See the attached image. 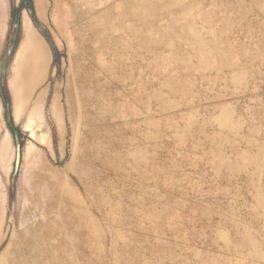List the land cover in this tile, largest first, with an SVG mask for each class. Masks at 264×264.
<instances>
[{
  "label": "rangeland",
  "instance_id": "374dc122",
  "mask_svg": "<svg viewBox=\"0 0 264 264\" xmlns=\"http://www.w3.org/2000/svg\"><path fill=\"white\" fill-rule=\"evenodd\" d=\"M34 4L66 57L7 69L0 264H264V0Z\"/></svg>",
  "mask_w": 264,
  "mask_h": 264
},
{
  "label": "trees",
  "instance_id": "16d2710c",
  "mask_svg": "<svg viewBox=\"0 0 264 264\" xmlns=\"http://www.w3.org/2000/svg\"><path fill=\"white\" fill-rule=\"evenodd\" d=\"M25 10L30 20L32 21L33 25L37 28L40 34L44 37L48 46L50 48L52 54V62L51 67L57 68V74H59V66H60V59L66 57L65 50H60L57 45L55 44L51 33L46 25H44L38 18L34 0H15L9 1V30L6 36V47L7 52L4 53L1 57V62L3 65L0 67V100L3 107V117L5 120V124L7 129L12 135L13 140L16 144H19L20 147L23 146L26 133L21 129L19 125H17L14 121L12 115V104H11V95L9 89L6 84L7 80V69L9 63L14 55V52L20 42L21 35H22V23H21V16L22 11ZM0 62V63H1ZM52 137L53 141L56 142V130L53 127L52 129ZM13 175H11L12 177Z\"/></svg>",
  "mask_w": 264,
  "mask_h": 264
},
{
  "label": "crops",
  "instance_id": "0c3cea01",
  "mask_svg": "<svg viewBox=\"0 0 264 264\" xmlns=\"http://www.w3.org/2000/svg\"><path fill=\"white\" fill-rule=\"evenodd\" d=\"M23 11H25V10H23ZM22 11V12H23ZM31 21V20H30ZM21 23H22V35H21V39H20V42H19V44H18V46H17V48H16V50H15V52H14V55H13V57H12V59L11 60H13V61H15V59H16V57H17V55H18V52H19V50H20V48H21V46H22V44L26 41V39L28 38V36H30L31 38H33L34 40H36V41H38V42H40L41 44H42V46H43V43H42V40H41V38H40V32L37 30V28L33 25V23H32V21H31V24H32V27L30 28L31 29V33L30 34H28V31L25 29V27L23 26V22H22V16H21ZM40 34V35H39ZM42 36V35H41ZM43 37V36H42ZM43 39H44V37H43ZM45 40V39H44ZM45 42H46V40H45ZM47 43V42H46ZM47 45H48V43H47ZM49 47V46H48ZM43 48L45 49V47L43 46ZM50 49V48H49ZM45 51H46V49H45ZM15 54H16V56H15ZM46 55H47V51H46ZM10 63H11V61H10ZM10 63H9V66H10ZM14 63V62H13ZM9 66H8V68H9ZM12 68H13V66H12ZM47 70H48V55H47V57H46V61H45V65H44V68H43V76H42V80L37 84V85H39L42 81H43V78L45 77V74H46V72H47ZM13 72V71H12ZM7 74H8V70H7ZM8 76V75H7ZM6 84H7V80H6ZM11 84V83H10ZM12 85V84H11ZM37 85H35L34 86V88L37 86ZM8 87V86H7ZM13 87V86H12ZM34 88H33V90H34ZM8 89H9V92H10V95H11V89L8 87ZM14 89V88H13ZM33 90H32V93H33ZM13 93H14V91L12 92V95H13ZM31 93V94H32ZM13 100H14V98H13ZM11 104H12V101H11ZM13 115V114H12Z\"/></svg>",
  "mask_w": 264,
  "mask_h": 264
},
{
  "label": "water",
  "instance_id": "95a60500",
  "mask_svg": "<svg viewBox=\"0 0 264 264\" xmlns=\"http://www.w3.org/2000/svg\"><path fill=\"white\" fill-rule=\"evenodd\" d=\"M20 145L19 144H16V159H15V167L18 166L19 164V160H20Z\"/></svg>",
  "mask_w": 264,
  "mask_h": 264
},
{
  "label": "bare ground",
  "instance_id": "6f19581e",
  "mask_svg": "<svg viewBox=\"0 0 264 264\" xmlns=\"http://www.w3.org/2000/svg\"><path fill=\"white\" fill-rule=\"evenodd\" d=\"M36 43V42H35Z\"/></svg>",
  "mask_w": 264,
  "mask_h": 264
}]
</instances>
